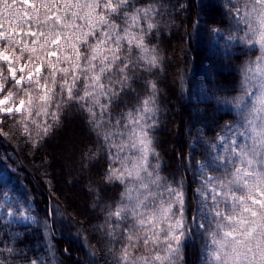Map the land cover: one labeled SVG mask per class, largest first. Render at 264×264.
Returning a JSON list of instances; mask_svg holds the SVG:
<instances>
[{
    "label": "snow or ice",
    "instance_id": "6c2138e0",
    "mask_svg": "<svg viewBox=\"0 0 264 264\" xmlns=\"http://www.w3.org/2000/svg\"><path fill=\"white\" fill-rule=\"evenodd\" d=\"M19 3L32 14L24 10L19 24L11 28L0 23V114L13 121L21 115V136L31 140L35 132L39 146L54 125L33 119L32 90L39 94L41 105L36 116L60 121L59 104L56 112L50 110L57 90L62 103L78 107L89 134L100 145L82 152L81 159L89 160V166L100 164L105 185L122 187L115 204L105 206L104 221L96 226L109 244L120 243L119 249H109L115 264H182L181 249L197 235L193 226L206 237L203 247L209 264H264V0H226L225 14L235 22L236 31L244 33H229L228 41L258 46L259 55L242 65L239 94L231 101H218L231 103L240 120L236 131L231 124L224 126L231 136L218 134L222 147L209 153L210 161L198 163V187L193 193L197 207L190 220L184 180L169 182L160 175V164L149 159L155 154L150 129L156 127L159 111L157 83L146 81L147 98L135 95V106L112 113L113 107L126 103L122 97L136 92L132 85L140 79L137 73L154 74L160 64L159 49L149 47V42L162 27L157 17L166 15L163 0ZM2 4L0 15H17L9 10L8 0ZM16 4L12 0V6ZM212 32L220 35L219 29ZM45 50L43 57L40 53ZM9 85L17 91H10ZM0 135L9 133L0 129ZM4 188L0 177V197L6 195ZM89 190L93 191L91 186ZM94 191L97 204L101 189ZM28 211L9 205L6 215L36 222ZM54 226L44 224L48 231ZM19 244L22 240L14 236L0 238V264L17 260L42 264L39 257L29 258ZM141 246L151 252L136 255Z\"/></svg>",
    "mask_w": 264,
    "mask_h": 264
},
{
    "label": "trees",
    "instance_id": "16d2710c",
    "mask_svg": "<svg viewBox=\"0 0 264 264\" xmlns=\"http://www.w3.org/2000/svg\"><path fill=\"white\" fill-rule=\"evenodd\" d=\"M163 2L166 15L162 19L157 17L161 30L149 42V47H158L160 64L154 74L137 73L140 79L132 85L136 92L133 96L122 97L126 103L113 107L112 113L115 116L126 106H135V95L140 99L147 95L146 81L157 83L159 111L156 127L151 131L153 145L162 159V172L184 180L186 218L190 220L194 215L192 209L196 208L193 199L197 186L196 165L208 158L218 133L236 117L231 103L226 105L218 101H231L239 94L241 67L254 50L239 41H228L229 33L238 36L244 33L237 32L235 22L225 14L226 0ZM2 7L0 0V9ZM14 13L17 14L14 19L20 18L21 12ZM2 18L9 20L0 15ZM214 28L219 29L220 35L212 32ZM46 51L40 55L46 57ZM44 75L50 76V72ZM9 90L17 91L11 85ZM32 95L33 119L41 123L46 121L54 127L36 146L35 132L31 140L20 134L23 131L18 127L21 115L17 114L13 121L0 114V129L9 133L0 135V177L6 184V195L19 200L21 205H32L30 211L36 222L0 218V238L7 240L14 236L22 240L18 246L29 258L39 257L42 264H115L109 249H119L120 243L109 244L96 226L104 221L105 206L115 204L122 187L105 185L99 175L103 172L100 164L89 166V160L81 159L82 152L98 149L100 145L89 134L78 107L62 103L57 90L50 108L56 112L57 104L60 106L58 115L61 119L57 123L51 117L36 116L35 113L41 110L39 94L33 89ZM20 96L24 94L20 93ZM69 130L75 148L71 159L65 158L61 164L56 158V141L63 139ZM65 167L68 174L64 172ZM97 187L101 189V199L94 204ZM46 221L49 225L54 223L51 231L45 229ZM199 243L197 235L187 240V246L181 249L182 264H199ZM4 258L10 259L6 254ZM16 264H22V261L17 260Z\"/></svg>",
    "mask_w": 264,
    "mask_h": 264
},
{
    "label": "rangeland",
    "instance_id": "374dc122",
    "mask_svg": "<svg viewBox=\"0 0 264 264\" xmlns=\"http://www.w3.org/2000/svg\"><path fill=\"white\" fill-rule=\"evenodd\" d=\"M2 1V0H1ZM8 3H9V10L10 11H13V12H21V16L20 18L18 19H14V17L12 18H9V20H4L3 18L0 19V23H5L6 25H8L9 28L13 27L14 25H18L19 24V19L22 18V13L24 10H27L28 8L26 7H22L19 3V0H17V4L15 5V7L12 6V0H8ZM32 11V9H29ZM28 11V10H27ZM30 13V12H29ZM31 15V14H30ZM252 50H254V54H252L249 58H247V60L245 61L244 65L249 62V61H254L256 56L259 55V47L258 46H255V47H252L251 48ZM5 71V74H6V68L3 69ZM242 76H241V82H242V79H243V73H241ZM241 84V83H240ZM148 94L145 95L144 97L141 98V100L147 98ZM236 110V109H235ZM156 119H157V116H156ZM240 120V116L239 114L237 113L236 111V117L235 119L232 121V122H229L227 124H231L232 125V131H236L237 130V122ZM148 123H152L151 120L148 121ZM71 130L68 131V133L66 135H64V138L63 139H58V141H56V158L58 157L60 159V161L62 162L61 164H64L63 162H65V158H69L71 159V155L73 153V150H74V142H73V139H72V134L70 133ZM152 131V129H150V132ZM218 134H223L225 137H230L231 136V132L225 130V128L223 127L221 129V131L218 133ZM151 138L153 139L152 135H151ZM241 138L239 136H237V140L239 141ZM212 145H215V149L212 148ZM154 147V145H153ZM222 147L221 145V142L218 138V135H217V138L216 140L211 144V147H210V152H212L213 154L215 153V151L219 150L220 148ZM154 150H155V154L151 155L149 157L150 159V162L155 165L156 163H159L160 164V175L162 177H166L168 179L169 182H171L173 180V178H175V180L179 181L175 176L173 175H170V174H166L164 172H162L161 170V167H162V159L159 155V153L157 152V150L155 149L154 147ZM157 154H158V160H157ZM211 160V156L209 155L208 158L204 161H200L199 163L201 162H205V161H210ZM196 168H197V173H198V164L196 165ZM67 168L65 167L64 168V172H66L67 174L69 173L67 170ZM78 180V179H77ZM76 179H74V181H77ZM198 187V174H197V186L196 188ZM195 188V189H196ZM82 200V198H80ZM165 199H167V197L165 196ZM196 201V200H195ZM80 203V202H79ZM9 205L12 206V208H19L21 211L25 210V209H28V215L33 217L34 218V215L31 213L30 211V208L32 207V205H28V206H25V205H21L20 204V201L15 199L14 197L10 196V195H5L2 199V201L0 202V218H4L6 220H14V221H18V222H22V223H27V222H31V221H24V220H20V219H17V218H14V217H9L6 215V213L9 211ZM196 207H197V201H196ZM195 232H197V237H198V240H199V245H200V258H199V264H209V258H208V255H207V252L205 251L204 247H203V242L205 240L206 237L204 236H201L199 235V230L196 229L194 226H193ZM151 252V249H144L142 246L137 250V253L136 255H140V254H149Z\"/></svg>",
    "mask_w": 264,
    "mask_h": 264
}]
</instances>
